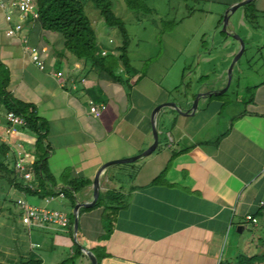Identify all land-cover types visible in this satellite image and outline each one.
<instances>
[{
	"label": "crops",
	"instance_id": "0c3cea01",
	"mask_svg": "<svg viewBox=\"0 0 264 264\" xmlns=\"http://www.w3.org/2000/svg\"><path fill=\"white\" fill-rule=\"evenodd\" d=\"M5 1L9 6L12 0ZM237 1L221 0L225 7ZM252 1L254 20L246 19L244 4L230 14L226 29L240 36L235 27L238 23L249 46L255 48L264 34V0ZM5 16L6 9L0 6V62L10 73L7 89L14 98L33 105L36 115L47 124L46 159L57 180L55 190L66 187L60 177L67 173L90 181L78 193L77 201L90 200L93 178L103 163L132 157L151 145L154 108L166 102L182 105L181 113L171 104L157 112L158 144L151 154L114 163L100 173L99 193L113 189L121 195V207L110 231L104 227L102 207L79 214L76 240L73 225L72 230L69 226L25 225L33 230L28 259L58 264L74 253V242H79L100 257L99 264H222L226 233L232 225L241 233L251 224L257 230L258 243H264V72L259 75L254 71L257 79L246 87L250 93L246 106L225 121L222 115L231 103L218 96L225 91H212L226 86V69L212 82L201 75L194 88L180 92L179 84L164 85L145 74L129 75L119 64L116 72L128 78V88L64 51L61 34L44 29L38 18L28 16L17 31L13 26L18 15L13 13L10 22ZM223 16L217 21L219 27ZM96 37L101 52L108 54L97 33ZM234 39V45L230 39L222 40L229 61L240 47ZM244 43L241 56L246 52ZM30 47L37 49L42 65L31 58ZM221 48V44L205 46L199 61L209 62ZM255 49L248 63L260 62L264 67V53ZM197 92L212 94L201 96L192 113ZM91 103L102 107L100 115L91 113ZM0 140L10 145L16 158L22 145V156L34 163L35 135L25 126L12 130L2 111ZM14 190L20 194L17 202L30 197L31 201H25L39 207L49 208L56 198L46 203ZM61 199L73 209L69 200ZM64 213L69 218L71 212ZM248 214L257 222L246 220ZM76 261L90 264L85 253Z\"/></svg>",
	"mask_w": 264,
	"mask_h": 264
},
{
	"label": "rangeland",
	"instance_id": "374dc122",
	"mask_svg": "<svg viewBox=\"0 0 264 264\" xmlns=\"http://www.w3.org/2000/svg\"><path fill=\"white\" fill-rule=\"evenodd\" d=\"M80 1L97 33L98 41L109 51L108 54H112L111 57H117L114 47L119 46L123 40L119 29L105 24L92 0ZM110 2L116 16L123 21L127 30V55L134 74L151 76L164 85L179 84V91L182 92L194 88L201 75L209 82L217 79L233 60L225 59L224 51L227 47L222 40L230 39L233 45L236 40L222 33L223 28L217 25L221 14L227 8L221 0H143L145 9L141 10L128 8L124 0ZM261 22L264 25V19ZM235 27L236 32L246 41V52L234 66L228 89L218 95L225 103H231L222 115L225 121L246 106L244 101L250 96L246 87L254 84V79H257L254 71H258L259 75L264 72L260 62L254 65L248 63L250 56L256 52V47L264 53V34L257 45L255 44V48H251L244 29L238 23ZM211 44H221L223 48L209 62L199 61L205 46ZM9 161L11 167L12 160ZM19 196L0 171V263L3 264H23L29 255V239H33V230L29 231L19 216L16 200ZM26 199L32 200L30 197ZM60 202L65 206H61ZM49 209L73 214V209L66 201L58 197L53 200ZM256 231L251 224L241 233L236 232L235 225L230 226L220 257L222 264H237L236 256H251L264 250V243L259 244L256 240Z\"/></svg>",
	"mask_w": 264,
	"mask_h": 264
},
{
	"label": "trees",
	"instance_id": "16d2710c",
	"mask_svg": "<svg viewBox=\"0 0 264 264\" xmlns=\"http://www.w3.org/2000/svg\"><path fill=\"white\" fill-rule=\"evenodd\" d=\"M99 9L104 22L109 27H117L122 34L123 40L119 46L115 47L117 57H111L112 54H102L97 43L95 29L85 13L84 5L80 0H32L35 9L38 12V19L46 30L55 31L61 34L64 41V51L69 52L77 59H83L99 71L105 72L110 77L118 80L130 87L128 78L123 74L116 72L119 64L125 69V73L134 74L127 50L129 46V38L123 21L116 16L110 0H92ZM127 7L133 10L145 9L143 0H124ZM245 17L248 21H253L255 9L253 1L244 5ZM221 22V21H220ZM10 73L8 68L0 62V111L6 114L7 111L13 110L22 114L26 119L28 131L35 135L34 153L35 161L32 164L33 172L37 177L36 184L31 187L18 175L15 169L16 156L9 144L0 140V171L7 178L11 187L17 191L32 196L37 199H44L50 195H56L55 186L57 180L49 170L46 155L49 145L47 143V124L44 120L36 115V109L33 105L24 103L14 98L8 91ZM174 153L173 156H175ZM172 156V157H173ZM9 159L12 160V166H9ZM168 167V166H167ZM167 167L160 173V177L164 175ZM60 181L66 184V187L60 188L64 193V197L69 200L72 207L77 201V195L82 189L90 184L88 179L72 178L67 173L60 177ZM121 195L119 191L108 189L100 192L97 201L90 207H80L79 214L87 209L102 207L101 218L104 227L109 232L114 225L115 217L120 209ZM73 214L69 216V229L72 230ZM74 253L67 259L58 264H73L74 261L83 256L81 244L74 242ZM95 254V252H94ZM97 257V264L100 257ZM264 262V251L252 256L239 255L237 264H261ZM23 264H42L40 259H27ZM3 264V263H0ZM9 264V263H6Z\"/></svg>",
	"mask_w": 264,
	"mask_h": 264
},
{
	"label": "built area",
	"instance_id": "2783aa9c",
	"mask_svg": "<svg viewBox=\"0 0 264 264\" xmlns=\"http://www.w3.org/2000/svg\"><path fill=\"white\" fill-rule=\"evenodd\" d=\"M0 6L6 9V20L11 21L13 18V13L18 15V22L14 24L13 28L17 31L22 29V22L31 16L32 18H38V12L32 0H12L10 5L6 4L5 0H0ZM24 42L28 44V39L25 38ZM30 56L38 65H42V60L35 47H30ZM107 51L103 50L102 54ZM102 107L98 104L91 103L90 111L96 116L100 115ZM6 121L12 130L17 129L26 125V119L22 114L16 113L13 110H9L5 114ZM24 152V147L19 145L16 150L17 158L15 162V168L17 173L29 186L33 187L37 182V177L32 169L33 162L29 161L22 156ZM55 197H64V193L58 188L56 190V195H50L44 198L46 203L53 200ZM19 207L21 210V221L29 228L32 225H53L62 228L68 227L69 218L68 216L57 209H49L46 207H39L31 205L25 200H19ZM246 220H250L253 223L257 222V218L251 214L246 215Z\"/></svg>",
	"mask_w": 264,
	"mask_h": 264
},
{
	"label": "water",
	"instance_id": "95a60500",
	"mask_svg": "<svg viewBox=\"0 0 264 264\" xmlns=\"http://www.w3.org/2000/svg\"><path fill=\"white\" fill-rule=\"evenodd\" d=\"M252 0H240L237 1L231 5H229L225 12H224V16H223V25L222 28L223 30L228 34L231 35L232 37L236 38L239 43H240V47L238 52L234 55L232 62L230 63L229 67L226 69V75H227V83L226 86L223 89H220L219 91H212L214 94H218V93H222L224 91L227 90V88L229 87V84L231 82V78H232V74H233V68H234V64L236 63V61L238 60V58L241 56V54L244 51V47H245V43L244 40L234 31H228L226 29L227 26V21L229 19V16L231 13H233L238 7L243 6L244 4H247L248 2H250ZM211 92H197L195 99L192 102V107L190 108L189 112L194 113L195 110L197 109L198 106V101L200 99L201 96H207V95H211ZM171 104V106L176 109L179 113L182 112V105L178 104L176 102H171L169 103ZM168 102L166 103H160L158 104L153 112H152V117H151V122H152V134H153V141L151 143V145H149L146 149H144L141 153L134 155L132 157L126 158V159H121V160H115V161H107L105 163H103L100 168L98 169L97 173L95 174L94 178H93V182H92V187H93V194H92V198L88 201H77L73 207V236L74 239L76 240V234L78 231V223H79V209L80 207H89L95 204V202L97 201V198L99 196V191H100V173L107 167H109L110 165L117 163V162H124V161H133L136 160L140 157L143 156H147L149 154H151L153 152V150H155V148L157 147L158 144V130L156 127V114L157 112L166 105H169ZM81 250L88 256L89 260H90V264H97V257L95 256V254L88 248L84 247V246H80Z\"/></svg>",
	"mask_w": 264,
	"mask_h": 264
}]
</instances>
